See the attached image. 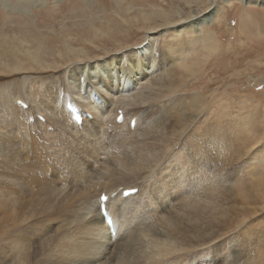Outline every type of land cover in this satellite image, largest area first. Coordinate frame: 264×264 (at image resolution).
Wrapping results in <instances>:
<instances>
[{"label":"rangeland","instance_id":"rangeland-1","mask_svg":"<svg viewBox=\"0 0 264 264\" xmlns=\"http://www.w3.org/2000/svg\"><path fill=\"white\" fill-rule=\"evenodd\" d=\"M249 1L251 2L243 5L240 0H230V3H227L226 0H205V2L203 0H0V116H3L0 117V138L3 141L0 142V147H2L0 148V162L3 161L2 159H4V162H8V160L10 162L12 161L10 169L5 171L0 168V171H5L4 173L8 174H14V171H23L22 174H17L16 177H12L15 182V188L12 187L15 190V195L17 197H23L31 192L35 193L39 190L40 185L43 186V184L44 186L47 185L48 187L55 188L67 186L69 181L76 175L77 168L83 167L82 163L90 158V154L83 151L80 148V142L76 140L71 143L73 145L60 144L62 148H59V144H55V141H52V136L50 135L52 134L53 137L57 136V133L54 134V125V128L52 126L47 127V133L46 131L44 132V126L46 125L40 121L36 120L33 123V119L30 118L32 121L28 119L27 123V114L30 113L33 116L38 114V110L30 109L29 106L26 110L20 107L22 113L18 114L19 121L21 120L19 126H17L18 124H14L13 126L10 123L14 137H25L26 141V143H23L18 138V148L21 147L19 148L21 156L15 152L11 154L8 151L7 139L2 138L6 137L3 134L4 125L6 126V130L8 128L6 121L10 122L6 114L2 112L3 105L6 106L7 103L4 96L9 94L13 96L12 98H18L17 100L19 102L23 101L28 105L29 100L27 102L25 101V97H27L26 89L34 83L37 85L40 84L42 87L49 86L52 96H54L53 98L57 96L60 100L65 98V92L72 91L71 95L74 96L75 100L80 101L78 102L79 104L83 105L84 102L86 103L85 99L82 98L81 93H76L72 89V86H81L84 89L82 92H87L90 87L94 86L102 94H105V92L109 93V82L100 81L98 84L91 83L90 85L88 80H85L84 72L73 70L71 71L74 72L75 79L73 82L68 81L72 77L71 71L65 74L68 79L63 74L67 64L73 63L69 67V69H72L78 61L77 59H80L78 65L83 66V63L93 62L96 59H107L110 56L115 57V60H117V55L119 57L120 55H124L129 60V53L134 50L136 45L141 42H146L147 49L145 51L149 56V60L152 61L155 58L158 60L159 57L161 59L164 58V63L172 67L175 73L179 74L176 75L179 81V90L170 93L168 98L166 97L160 101H156V103H152L149 108L136 109L135 113H139L138 116L140 117L139 127L135 132H133V129H130L132 134L128 135L127 129L124 126L114 128L113 123H111L112 119H110L105 124L106 130L105 132L103 131L101 137H132L126 141L129 148H133L138 143V145L142 146L143 150H159L157 148L165 145L159 139L161 136L163 138V135L168 132L166 134L167 139L170 138V141L175 139V137L172 138L170 136L173 122H170L169 130L166 126L167 124H165L164 110L161 105L165 104L168 99H173L177 103L178 98L179 100L181 99L180 101L182 103H187L183 104L184 109L186 106L183 120L185 118L187 119L182 127H178V130H181L180 136H182L180 141L184 140L182 139L183 136L184 138L194 136L192 139V150L200 142V132L212 120L214 122L213 118L218 120L219 129L220 127H225L224 129L227 130V125L234 126L231 127L232 133L230 131L226 132V134H231L229 135L231 137H225V142L227 143L224 141L221 143L224 147L229 148L227 156L225 158H219L217 162L216 159L214 160L216 164L213 175L218 176L219 183H221L219 184L220 195L217 203V218L216 220H211V222L210 220L208 222L206 220V222L204 221L201 224H195L200 231L197 230L195 232L196 234L193 233L192 236L187 235L188 232L186 233L187 230H192V228H185L186 226L183 227L180 224V227L182 225L181 229L183 231H180L181 229L178 231L182 232L181 236L177 235L178 243L185 244L188 248L174 254L170 259L175 260L177 264H180V260L182 263L191 262L192 264H234L236 261L238 262V259L245 263L254 260L256 264H264V197L255 196L256 191H253L254 194L250 195L253 198L250 199L249 197L248 199H244L245 202L242 203L244 201L243 199L237 198L238 196L235 198L230 197L223 190L225 187H230L228 185L230 181L227 180L233 181L234 177L236 179V176L240 177L244 175V172V177L250 183L253 181V175L249 174L250 171L256 170L264 172V162H260L258 159L255 160V157L264 151V0ZM215 6H218V11L215 16L207 19L201 25L199 23V17ZM174 21L176 23L183 21L185 24L179 27L181 29H174V24H176ZM186 28L192 31L193 34L191 33V35L194 36L195 40L197 37L200 39V43H197L199 53L204 50L207 44H211L209 41H204L206 40L204 38L207 33L210 32L209 34L213 36L217 43L210 53L211 56L207 57V59L205 56L199 55L198 59L200 62L192 64L191 61L189 71H186L182 67L180 69L178 61H174L172 58H166L168 57L166 56V45L171 39L170 35L176 36L173 31L180 30L177 32V36L180 38L186 37ZM36 51L38 55L35 53ZM191 52L196 53V50L188 51L184 54V56H188V61L189 59L192 60L190 56ZM146 53H141V55L144 54L143 56H146ZM125 57H121V59H125ZM168 60H172V63ZM174 64L178 66L176 65L175 68ZM192 68H194L193 70L196 68V70L193 72ZM104 69L103 76L114 85H117L116 82L118 81L123 82L125 85L127 83L131 85L136 77L134 73L132 74L133 71L131 68L127 67L126 61L123 60L118 64L110 62ZM158 70L153 73L159 74L161 70ZM96 78H99V75ZM96 78L94 81L97 82ZM116 93L117 90L110 93L111 96L107 97L109 98L108 100L113 99L115 101L118 97H116ZM49 94L51 93L49 92ZM177 95L178 97H176ZM191 96L199 98V102L193 108L188 104ZM12 102L15 104L13 99ZM17 106L19 107L16 104L15 107L17 108ZM42 106L44 107V103H42ZM13 113L16 114L15 112ZM81 113L83 114V112ZM43 117L47 121L46 124H51L45 116ZM247 117H249L248 120ZM2 118L7 119L4 122ZM88 118L90 119V117ZM242 123L249 124L247 129L252 132L250 133L247 129L236 130ZM14 127L18 129L16 130ZM149 127L151 129H148ZM148 131L150 133L147 134L150 135L146 136L144 133ZM220 131L224 133V130ZM122 132L124 133L122 134ZM140 133L145 135L146 138H142L144 141L140 138L138 140L137 137H141L139 136ZM233 133L234 136L232 137ZM255 135L256 137L259 135V138H261H256L258 140H255L257 143H254L256 144L254 146L252 144L254 138L252 137ZM46 137H50V141ZM154 138L156 141H154ZM162 138L161 140L169 141L166 137ZM108 140L109 138L103 142L105 146L109 144ZM244 142L246 144L250 143L253 148L247 147L248 144L245 145L243 144ZM36 143L39 144V147ZM22 144H26L25 150L22 149ZM32 144L36 148L34 147L33 149ZM117 144L120 145L119 142ZM42 146L44 148L46 147V151L41 150ZM53 146L55 149L52 148ZM63 146L66 147L64 148ZM189 146H186V151L192 156L193 153ZM107 147L100 151L99 157H97V161L94 164L96 166V168H93L94 170L102 168L105 165L113 164L110 156L111 149ZM178 147L179 145L175 146L174 150L178 149ZM56 149H59V152ZM65 149L70 151L65 153ZM72 149L76 150L75 153ZM235 149L238 150L235 152ZM30 150L33 151L31 152ZM61 150L65 151H62V153L60 152ZM53 151H57L59 154L57 152L53 153ZM231 151L233 155H231ZM68 155L69 157H67ZM70 156L73 159H70ZM23 157H25V160ZM35 157L38 158L39 164L34 163ZM57 157H60V160ZM63 157H66L64 159L65 161ZM232 157L233 159H231ZM74 158L78 161H75ZM135 161L136 158L131 162ZM65 162L69 166L65 165ZM76 162H80L79 164L81 165L75 164ZM74 164L77 166L75 167ZM130 164H126V167L128 168ZM158 164V166H162V161L161 163L158 161ZM35 165H37V169ZM71 166L73 168L70 169ZM54 169H57V171L55 172ZM239 169H243L244 172L239 174ZM49 175L51 176L50 178H48ZM4 184L2 183V185ZM229 184L232 183L230 182ZM38 185L39 187H35ZM27 190L28 192H26ZM72 197L74 198V196H69L66 193L59 198V202L57 201V203H60L59 205H53L51 207L52 209L48 208L38 213L35 212L34 218H32L34 221H31L35 223L41 220L54 221L55 228L66 225L72 220L75 212L76 206H73L74 199ZM63 198H66V201ZM65 209L67 210L66 212ZM237 221H239L238 224H236ZM211 234L212 236L210 238L204 240ZM195 236L200 237L192 238ZM255 254L257 257H255ZM256 258L257 260H255ZM28 264H46L44 253H41V255L37 254Z\"/></svg>","mask_w":264,"mask_h":264},{"label":"bare ground","instance_id":"bare-ground-1","mask_svg":"<svg viewBox=\"0 0 264 264\" xmlns=\"http://www.w3.org/2000/svg\"><path fill=\"white\" fill-rule=\"evenodd\" d=\"M203 1L205 2V0ZM229 1L230 0H226L227 3ZM240 2L243 3V5H246L251 1L240 0ZM217 11L218 6H215L214 8L209 9L207 12H204L199 17V23L202 25V23H205L207 19L213 18ZM192 14L194 15V13ZM183 21H178L180 22H177L178 24L174 21L176 23L174 24V29H178L179 27L184 25L185 23ZM179 31L180 30L173 31L176 36L170 35L171 39L167 42L166 45V56H168L166 58H172L174 61H178L180 69L182 67L186 71H189L188 69H190L189 67L191 61L192 64L200 62L198 59L199 55H203L207 59V57L211 56L210 53L213 50V47L217 45V43L213 36L209 34L210 32L207 33V35L205 34L206 36L204 39L206 40L204 41H209L212 45L210 44V46L207 44L204 50L199 53L197 49V43H200V39L197 37V39L195 40L194 36L191 35L192 31L189 30V28H186L187 34L186 37L184 36L185 38H180L177 36V32ZM155 35L153 36L155 37ZM146 49V42H141L136 45L132 52L129 53V60L126 59L124 55H120V57L117 55V60H115V57L110 56L107 59H96L93 62L83 63V66L78 65L80 63V59H77L78 61H75L76 64H74L72 69H69V67L73 65V63L67 64V66L65 67V71L63 72L64 75L66 73H69L71 70L82 71L85 74V80H88L90 85L91 83L98 84L100 81L106 83L109 82V93L105 92V94H102L94 86L90 87V85V88L88 87L89 91L87 90L88 93L86 91L82 92V90L84 89L81 86L77 87L74 84L75 86H72V89L76 91V93H81L82 98L86 101V103L84 102L83 105L79 104L78 102L80 101L75 100L74 96L71 95L72 91L65 92V98L63 100H60V98H57V96L53 98L54 96H52V92L49 86L42 87L40 84L37 85L34 83L33 85L28 84L30 86H28L26 89L27 97L24 96L26 100L23 98L26 102L27 100H29L28 105L25 102L20 101V103L24 105V107L17 103L18 98H12L13 96L9 94L4 96L7 103L6 106L3 105L2 112L6 114L10 122L6 121L7 118H2L4 122L6 121V124L9 128V130L7 128L6 131V126L2 121V124L5 127L3 134L6 136L2 138L7 139L8 151L11 154H14L15 152L17 155L21 156L19 150V148L21 147L18 148L19 139L23 143H26L25 137H14L11 124L13 126L14 124H18L17 126H19L21 120L19 121L18 114L22 113L21 108H23V110H26L29 106L30 109L38 110V114H35V116L30 113L27 114V123L28 119L30 118L33 119V123H35L36 120L40 121L41 123L46 125L44 126V132H47L48 126L53 127L54 125V134L57 133V136L53 137L52 134H50L52 137L50 135L49 136L52 138V141H55V144H59V148H62L61 145L71 144L76 140L80 142V148L86 153L90 154V158L83 163L80 161L83 167L79 169L77 168L78 171L76 170V175L69 181L67 186L55 188L48 187L47 185L44 186L43 184V186L40 185V188L37 192H31L27 196L23 197H17V195H15L16 193L13 189L15 188V182L12 179V177H16L17 174H22L23 171H14V174L4 173L6 170L10 169L12 161L10 162V160H8V163L7 161L4 162V159H2L3 161L0 162L2 164L0 168L5 171H0V264H28L37 254L41 255V253H44L46 264H177L175 260H171L170 258L174 254L179 253V251L188 248L187 245L178 243L177 235L181 236L182 232L178 231L181 229L182 225L183 227L186 226L185 228H192V230L189 229L186 231V233L188 232L187 235L192 236L193 233H195L197 230L200 231V229L195 224H201L204 221L206 222V220L207 222L209 220L210 222L211 220H216L218 206L217 203L220 195L219 184L221 183H219L220 181L217 178L218 176L216 177L213 175L214 167L216 164L214 163V160L216 159L217 162L219 158H225L227 156L229 148L224 147L221 143L223 141H226L225 137L231 135V127L234 126L227 125V130L224 129L225 127H220L219 129L218 120L216 118H213L214 122L212 120V122L210 124H207L202 132H200V142H198L195 145V149L192 150V139L194 136L185 138L183 136L182 139L184 140L180 141V138L182 136H180L181 130H178V127H182V125H184L185 123V120L187 119L185 118L183 120V117H185L183 114L185 113L184 111L186 109V106L184 109L183 104L187 103H182L180 101L181 99L179 100L178 98L177 103H175L173 99H168L166 100L167 102L165 104L161 105L164 110L166 121L165 124H167L166 126L168 129L170 122H173V128L171 129L172 131L170 132V136L172 138L175 137V139H173L172 141L169 140V137V139H167L166 134L168 132L163 136L166 137V139L169 141L161 140V136V138L159 139L161 143L163 142V144L165 145H161L160 148L156 147L159 150L146 151L143 150L142 146L138 145V143H136L138 146L135 144L133 148H129L126 141L132 137H101L103 131L105 132L106 130L105 124H107L110 119H112V122H110L113 123L112 125L114 128H121L124 126L127 129L128 135L132 134L128 125L131 118L135 119L133 132H135V130H137L139 127L140 117L138 116L139 113H135L136 109L149 108L152 103H156V101H160L161 99L166 97L168 98L170 93L177 92L179 90V81L177 80L176 76L179 74L175 73L172 67H169V65H166L164 63V58L161 59L159 57L158 60L156 58L152 61L149 60V56L145 51ZM195 50L196 53L191 52L190 54L192 60L189 59L188 61V56H184V54L188 51L190 52ZM35 53L37 54L38 52L36 51ZM141 53H146V56H143L144 54L141 55ZM121 57H125V59H121ZM108 60L110 62H114L115 64L122 62V60L126 61L127 67L131 68V70L133 71L132 74L134 73L136 76L133 80V83L131 85L130 83H127V85H125L123 82L118 81L116 82L117 85H114L110 82V80L105 79V77L103 76L105 72L104 67L106 65L108 66V63H110ZM177 64H174L175 68ZM158 69L161 70L160 73L154 74L153 72H157ZM193 69L194 68H192V70ZM195 70H193V72ZM73 71H71V78L68 79L66 75L64 76L66 79H68V81H74L75 76ZM192 73H190V75H192ZM98 75L99 78H96ZM95 78L97 79V82L94 81ZM115 90H117L116 97L118 96L116 100H108L109 98L107 97L111 96L110 93H113V91ZM49 92L51 94H49ZM176 97H178V95ZM12 99L15 104H13ZM198 102L199 98L196 96H191V98L188 100V104L191 105L192 108L195 107ZM42 103H44V107L42 106ZM16 104L19 105V107L17 106L16 108ZM68 106L76 110L75 113L78 114L81 121L79 125L75 124L71 120V115L67 112ZM118 110H120L122 114L121 124L115 123V118ZM80 111L83 112V114ZM13 112H15L17 115ZM43 116H45V118L49 120L52 125L46 124L47 121ZM88 117H90V119ZM248 119L249 117H247V120ZM220 122L222 123V120H220ZM248 125L242 123L240 127L235 129L239 131L240 129L246 130L249 127ZM31 127L33 126L31 125ZM41 127H43V125H41ZM15 129L17 130L18 128ZM148 129H151V127H149ZM220 130H224V133ZM73 131L77 133L75 134L73 133ZM227 131H230V133L226 134ZM247 131H249L250 133L252 132L248 129ZM123 133L124 132H122V134ZM147 133L150 132L148 131L144 134H146V136L150 135ZM234 133L232 137L234 136ZM144 134L140 133L139 136L141 137H137L138 140L139 138L141 140L142 138H146ZM108 138L109 144L107 145V147L103 142ZM252 138H254L252 144L257 143L255 142V140H258L256 138H259V135L258 137H256L255 135ZM48 141H50V139ZM154 141H156L155 138ZM0 142H3L1 138ZM117 142H119L120 145L117 144ZM167 143L169 144L166 145ZM243 144H248L247 147H252L250 143L246 144L244 142ZM25 145L26 144L21 145L22 149L25 148ZM36 145L38 146L39 144L36 143ZM177 145H179L178 149L174 150L175 146ZM188 145H190V150H192V156L186 151V146ZM255 145L256 144H254V146ZM54 146L52 148H54ZM34 147L35 146L33 145V149ZM55 147L57 148V146ZM106 147L111 149L110 156L113 164L105 165L102 168L96 169L98 170L96 171L93 169L96 168L94 164L97 161V157H99L100 151H102ZM43 148L44 147L42 146L41 150L46 151V147L44 149ZM72 148L74 147L72 146ZM65 150H61L60 152ZM72 150L75 153L76 150ZM237 150L238 149H235V152ZM57 151H53V153ZM67 151L68 150H66L65 153H67ZM137 152L138 154H136ZM70 155L73 156L72 154ZM231 155H233V152ZM237 155L240 156L239 153H237ZM67 157H69V155ZM23 158L25 160V157ZM135 158L136 161L131 162ZM57 159L60 160V157H57ZM64 159H66V157H63V160ZM70 159L73 158L71 157ZM231 159H233V157ZM256 159L260 160V162H264V151L260 152L255 157V160ZM42 160L44 159L42 158ZM75 161L78 160L75 159ZM158 161L160 163L162 161V166H158ZM80 162H76L75 164L81 165L79 164ZM34 163L39 164L37 157L34 158ZM128 163L131 164L127 168L126 164ZM64 164L69 166V164H66V162ZM77 165H75V167ZM36 166L37 165H35V168ZM72 166L70 167V169L73 168ZM46 168L48 167L46 166ZM43 170L45 171V169ZM54 171L56 172L57 169H54ZM242 172H244L243 169H241L238 173L240 174ZM249 174L253 175V181L251 183L247 182L246 177H244V172V175L240 177L236 176V179H234V177L233 181L227 180L232 184H229V182L228 185L230 187H225L226 189L223 188L224 192H227V194H229L230 197L232 196L233 198L238 196L237 198H241V200L248 199L249 197L250 199H252L253 197L251 198L250 195L254 194L253 191H256L255 196L264 197V172L252 170L249 172ZM50 177L51 176L49 175L48 178ZM32 181L34 182V180ZM2 183L5 184L2 185ZM28 184L30 183L28 182ZM35 187H39V185ZM128 189H134L137 191V193L126 198H121L120 195L122 190ZM26 192H28V190ZM102 192L107 197L105 208L111 216V225L114 235L110 234L109 231H107V228L104 225L103 219L99 213V198ZM66 193L69 196H74V198L72 197L74 199L73 206H76L72 220L69 223L63 225L62 227L55 228L54 221L50 222L49 220H41L40 222L37 221L38 223L32 222L34 221L32 220V218H34L35 212H41L42 210L53 207V205L56 206V204L59 205L60 203H57V201ZM63 199L66 201V198ZM244 202L245 200L242 201V203ZM66 211L67 210L65 209V212ZM238 223L239 221H237L236 224ZM180 224H182L181 227ZM228 227L225 228H231ZM180 231L183 230L181 229ZM211 236L212 234L204 240H207ZM199 237L200 236H195L192 238ZM187 253L189 252L187 251ZM255 257H257L256 254ZM255 260H257V258ZM180 264L192 263H182L180 260ZM234 264L256 263H254V260L245 263L238 259V262L236 261Z\"/></svg>","mask_w":264,"mask_h":264}]
</instances>
